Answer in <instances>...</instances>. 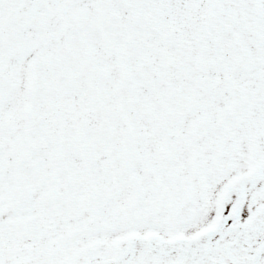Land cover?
Instances as JSON below:
<instances>
[{"label":"snow or ice","instance_id":"obj_1","mask_svg":"<svg viewBox=\"0 0 264 264\" xmlns=\"http://www.w3.org/2000/svg\"><path fill=\"white\" fill-rule=\"evenodd\" d=\"M0 264H264V0H0Z\"/></svg>","mask_w":264,"mask_h":264}]
</instances>
